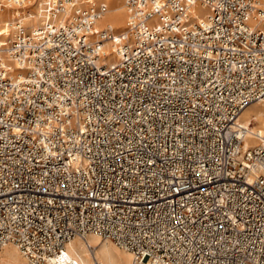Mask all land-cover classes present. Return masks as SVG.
<instances>
[{"label":"built area","instance_id":"built-area-1","mask_svg":"<svg viewBox=\"0 0 264 264\" xmlns=\"http://www.w3.org/2000/svg\"><path fill=\"white\" fill-rule=\"evenodd\" d=\"M30 1L0 0V251L264 264V131L238 121L264 102V0H123L120 31L96 0H42L31 27Z\"/></svg>","mask_w":264,"mask_h":264},{"label":"bare ground","instance_id":"bare-ground-1","mask_svg":"<svg viewBox=\"0 0 264 264\" xmlns=\"http://www.w3.org/2000/svg\"><path fill=\"white\" fill-rule=\"evenodd\" d=\"M103 4L108 6L109 10H106V13L101 17L100 20L97 21L95 27L97 30L104 29L106 27H110L113 30H121L124 24V8L123 4H121V0H114L110 5V0H100ZM41 2V1H40ZM33 3L32 7L35 6L36 11L33 14H28L24 16V20L22 23L26 24L27 21H31L29 25L31 27H35L37 25V16L36 12L38 10V4ZM31 3V2H30ZM9 11V10H5ZM5 11L1 12L4 13ZM0 13V36H8L12 32L13 22L12 20L18 14V11H11V20L7 21L6 14ZM33 19V20H32ZM121 21H123L121 23ZM99 27L98 25H103ZM122 26L120 28H114L113 26ZM0 40L3 38L0 37ZM255 109V110H253ZM252 120L254 121L255 126L251 128L253 131H260L261 133L264 131V102H259L252 104L243 110L241 115L238 118V121L246 126L251 125ZM246 146H250L256 144L257 141L249 138L246 142ZM92 241L96 243L99 242H107L110 241H102L99 237L94 235L87 236L86 240L75 238L71 240L65 249V258L62 262H54L53 264H115L116 259L122 261L123 264H131V255L125 251L118 249L113 243H111L114 247L118 249V252H124L122 254L116 253L109 245H91ZM79 243V244H78ZM120 250V251H119ZM99 252L101 253V257H99ZM87 257V260L84 257ZM99 262L97 261L96 257ZM0 263L1 264H25V260L20 256L17 249L14 246L7 245L0 251Z\"/></svg>","mask_w":264,"mask_h":264},{"label":"rangeland","instance_id":"rangeland-1","mask_svg":"<svg viewBox=\"0 0 264 264\" xmlns=\"http://www.w3.org/2000/svg\"><path fill=\"white\" fill-rule=\"evenodd\" d=\"M40 1H42V0H31L30 2L32 3H38V2H40ZM99 4H102V5H104L106 8H107V10H109V8H108V6H106L105 4H103L100 0H96ZM112 2H114V0H110V5L112 4ZM121 4H123V0H121ZM36 11V9H35V6H33V7H31L30 9H26L25 11H24V13L25 14H33L34 12ZM2 15L3 14H6V17L5 18H7V21H10L11 20V11H5L4 13H1ZM25 16V15H24ZM123 21H124V19H123ZM123 21H121V23L123 22ZM105 24H103V25H98L99 27H102V26H104ZM122 26H123V24H121ZM122 26H113L114 28H120V27H122ZM117 31H120V30H117ZM253 110H255V109H253ZM255 124L256 123H252V126L254 127L255 126ZM103 241V240H102ZM79 244V243H78ZM105 244H107V245H109L116 253H119V254H122V253H124V252H118V249L116 248V247H114L111 243H103V242H99V241H97L96 243H94V241H92V244L91 245H105ZM120 251V250H119ZM99 257H101V253L99 252V255H98ZM96 257V256H95ZM84 258H86L87 260H89L90 261V259H88L86 256L84 257ZM96 259H97V261L99 262V260H98V258L96 257ZM91 262V261H90ZM115 264H123L122 263V261H120L119 259H116V261H115Z\"/></svg>","mask_w":264,"mask_h":264},{"label":"crops","instance_id":"crops-1","mask_svg":"<svg viewBox=\"0 0 264 264\" xmlns=\"http://www.w3.org/2000/svg\"><path fill=\"white\" fill-rule=\"evenodd\" d=\"M104 243H107V242H104ZM105 245H107V244H105Z\"/></svg>","mask_w":264,"mask_h":264}]
</instances>
